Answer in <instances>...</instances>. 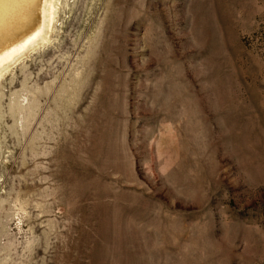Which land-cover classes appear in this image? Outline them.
<instances>
[{
  "label": "rangeland",
  "instance_id": "1",
  "mask_svg": "<svg viewBox=\"0 0 264 264\" xmlns=\"http://www.w3.org/2000/svg\"><path fill=\"white\" fill-rule=\"evenodd\" d=\"M54 9L0 75V264H264V0Z\"/></svg>",
  "mask_w": 264,
  "mask_h": 264
},
{
  "label": "bare ground",
  "instance_id": "2",
  "mask_svg": "<svg viewBox=\"0 0 264 264\" xmlns=\"http://www.w3.org/2000/svg\"><path fill=\"white\" fill-rule=\"evenodd\" d=\"M54 2L55 0H42V2L8 0L2 5L0 9V75L10 62L41 41H46L54 22Z\"/></svg>",
  "mask_w": 264,
  "mask_h": 264
},
{
  "label": "snow or ice",
  "instance_id": "3",
  "mask_svg": "<svg viewBox=\"0 0 264 264\" xmlns=\"http://www.w3.org/2000/svg\"><path fill=\"white\" fill-rule=\"evenodd\" d=\"M8 2V0H0V9H2V5ZM11 2H16V0H11ZM36 2H42V0H36Z\"/></svg>",
  "mask_w": 264,
  "mask_h": 264
}]
</instances>
